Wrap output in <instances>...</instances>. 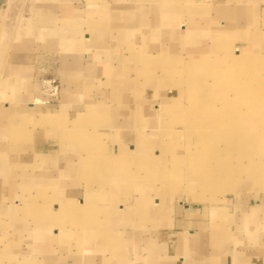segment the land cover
Segmentation results:
<instances>
[{
	"label": "crops",
	"instance_id": "1",
	"mask_svg": "<svg viewBox=\"0 0 264 264\" xmlns=\"http://www.w3.org/2000/svg\"><path fill=\"white\" fill-rule=\"evenodd\" d=\"M230 45L264 54V0H0L3 263L264 264L262 199L135 169V121L174 113L179 65Z\"/></svg>",
	"mask_w": 264,
	"mask_h": 264
},
{
	"label": "rangeland",
	"instance_id": "2",
	"mask_svg": "<svg viewBox=\"0 0 264 264\" xmlns=\"http://www.w3.org/2000/svg\"><path fill=\"white\" fill-rule=\"evenodd\" d=\"M244 54L230 45L180 64L171 81L175 112L135 121L152 133L139 131L149 158L139 153L135 169L160 189L212 204L233 196L264 201V54Z\"/></svg>",
	"mask_w": 264,
	"mask_h": 264
},
{
	"label": "built area",
	"instance_id": "3",
	"mask_svg": "<svg viewBox=\"0 0 264 264\" xmlns=\"http://www.w3.org/2000/svg\"><path fill=\"white\" fill-rule=\"evenodd\" d=\"M52 82H47V84L44 85L45 90H48L51 94L55 91V85H52Z\"/></svg>",
	"mask_w": 264,
	"mask_h": 264
},
{
	"label": "bare ground",
	"instance_id": "4",
	"mask_svg": "<svg viewBox=\"0 0 264 264\" xmlns=\"http://www.w3.org/2000/svg\"><path fill=\"white\" fill-rule=\"evenodd\" d=\"M238 56H240L239 54H238ZM253 104V103H252ZM247 106V105H246ZM241 130V129H240Z\"/></svg>",
	"mask_w": 264,
	"mask_h": 264
}]
</instances>
